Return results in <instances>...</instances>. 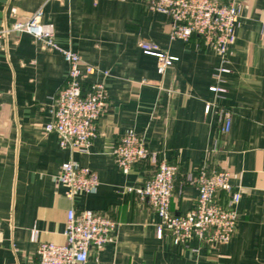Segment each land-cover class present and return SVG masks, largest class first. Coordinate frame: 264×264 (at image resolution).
I'll list each match as a JSON object with an SVG mask.
<instances>
[{"label": "crops", "instance_id": "crops-1", "mask_svg": "<svg viewBox=\"0 0 264 264\" xmlns=\"http://www.w3.org/2000/svg\"><path fill=\"white\" fill-rule=\"evenodd\" d=\"M235 2L240 16L227 52L230 72L219 83L217 52L198 36L185 43L170 39L167 16L148 10L145 0H0V28L40 9L62 48L107 70L109 104L87 150L60 147L44 125L51 119L52 96L64 83L66 61L28 33L2 37L0 264H36L38 242L63 243L69 208L101 211L116 222L114 242L92 249L83 264H264V0ZM142 40L178 59L165 66L142 52ZM101 79L100 72L88 77ZM212 85L225 92L210 91ZM223 109L231 115L226 133L220 131ZM129 131L142 134L149 149L177 166L174 214L195 205L198 191L188 175L201 167L230 172L241 198L228 242L193 237L174 244L167 235L156 237L158 215L126 191L141 185L151 168L135 164L124 173L112 157L117 139ZM68 160L96 172L95 189L73 198L64 194L54 177Z\"/></svg>", "mask_w": 264, "mask_h": 264}, {"label": "built area", "instance_id": "built-area-1", "mask_svg": "<svg viewBox=\"0 0 264 264\" xmlns=\"http://www.w3.org/2000/svg\"><path fill=\"white\" fill-rule=\"evenodd\" d=\"M150 11L163 13L170 24L172 40L188 42L192 36L202 38L220 56V66L214 76L222 82L221 75L229 73L228 47L235 39V25L240 16V6L235 0H145ZM42 11L33 12L24 20H16L0 28V40L9 32H25L39 40L48 50L60 52L68 65L65 80L51 100V119L44 125L45 133H55L58 144L69 150H87L97 136V120L108 109L107 70H98L85 63L78 53L62 48L54 39L52 23L41 21ZM139 46L144 54L160 58L165 66L176 61L177 56L167 54L153 41L142 40ZM100 72L101 80H88ZM213 92H225L220 85L209 86ZM210 104L205 105L208 112ZM231 127V115L221 110L220 131ZM116 165L128 173L133 165L145 164L151 168L150 176L137 187L126 191L135 192L146 200L159 217L155 225L157 238L167 235L174 244H183L190 238L209 239L226 243L235 231L241 193L230 182V172L219 167H201L188 181L197 187L195 205L183 214L170 210L178 168L151 150L144 136L129 131L119 136L112 149ZM55 181L64 187V194L73 198L81 192H90L98 185L96 172L74 160L63 162ZM116 222L108 214L92 210L66 213L63 235L65 241L38 242L36 264H83L91 254L105 244L114 242ZM38 230L32 228L31 240L37 242Z\"/></svg>", "mask_w": 264, "mask_h": 264}]
</instances>
